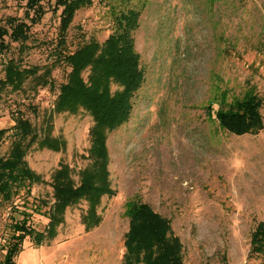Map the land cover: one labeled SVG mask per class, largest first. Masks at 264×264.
<instances>
[{
	"label": "rangeland",
	"instance_id": "rangeland-1",
	"mask_svg": "<svg viewBox=\"0 0 264 264\" xmlns=\"http://www.w3.org/2000/svg\"><path fill=\"white\" fill-rule=\"evenodd\" d=\"M92 1L75 14L61 45L56 0L42 3L39 21L26 0H0L1 27L9 29L13 19L29 27L26 40L7 37L0 49L4 170L20 118L39 126L49 115L47 134L59 147L27 151L26 168L38 182L16 189L7 177L0 264L16 237L15 264H124L128 212L137 203L170 221L168 237L179 239L182 264H262L264 250L254 248L252 236L264 223V128L237 136L223 130L215 114L251 93L264 121V0ZM127 9L141 12L134 41L144 82L130 119L107 134L101 173L112 192L93 215L86 201L70 206L52 235L54 187H78L84 172L99 169L90 152L92 116L83 109L55 111L71 72L64 57L91 43L103 46L115 15ZM10 62L26 73L4 86ZM110 89L123 88L111 83Z\"/></svg>",
	"mask_w": 264,
	"mask_h": 264
},
{
	"label": "trees",
	"instance_id": "trees-1",
	"mask_svg": "<svg viewBox=\"0 0 264 264\" xmlns=\"http://www.w3.org/2000/svg\"><path fill=\"white\" fill-rule=\"evenodd\" d=\"M27 5L34 12L35 21H39L45 12L42 3L45 0H26ZM92 0H56L60 14L59 41L66 40L75 14L92 5ZM141 12L127 9L114 17V30L103 46L91 43L64 60L71 67L67 83L60 86L58 100L55 106L57 112H76L85 110L92 116L94 125L90 132L94 158L93 173L84 172L78 187L71 184L55 186L56 204L49 214V228L51 234L55 232L57 224L62 222L64 212L81 201L89 205V213L94 214L102 197L112 191L101 173L108 164L106 139L108 132H112L131 117L133 99L144 82V74L140 65V58L135 50L134 33L139 28ZM34 20V19H32ZM29 27L15 19L10 21L9 29L0 26V49H6V38L14 42L27 39ZM89 71L85 81L83 73ZM26 72L22 71L14 62L5 68L4 86H13L22 79ZM117 83L122 91L111 92L110 84ZM260 102L254 94H247L240 100L231 102L215 114L223 130L230 134L242 136L259 133L264 128V121L260 114ZM49 115H43L39 126L29 120L18 119L14 127L16 142L6 161V172L0 160V195L8 197L7 177L16 189L27 183L38 182L39 177L26 168L25 155L34 145L57 150L56 141L47 134V120ZM5 133V132H1ZM130 229L126 236L127 253L124 264H182L181 244L179 239H170V221L153 212L141 203L134 204L128 212ZM94 217V216H92ZM25 219H23L24 221ZM34 232L28 228L26 235ZM42 234L37 235L41 238ZM36 237V238H37ZM19 238L10 246L2 264H15V258L20 252ZM252 244L256 250H264V223H260L253 236ZM162 253L163 256H162ZM264 264V261L263 263Z\"/></svg>",
	"mask_w": 264,
	"mask_h": 264
}]
</instances>
